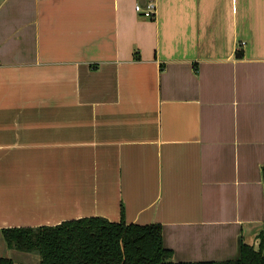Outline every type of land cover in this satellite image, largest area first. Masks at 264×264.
<instances>
[{"label":"crops","instance_id":"crops-1","mask_svg":"<svg viewBox=\"0 0 264 264\" xmlns=\"http://www.w3.org/2000/svg\"><path fill=\"white\" fill-rule=\"evenodd\" d=\"M147 1L0 0V241L104 216L175 262L257 246L264 0Z\"/></svg>","mask_w":264,"mask_h":264},{"label":"trees","instance_id":"trees-1","mask_svg":"<svg viewBox=\"0 0 264 264\" xmlns=\"http://www.w3.org/2000/svg\"><path fill=\"white\" fill-rule=\"evenodd\" d=\"M1 235L9 248L39 253V264H264V229L257 246L241 244L239 258L200 262H175L173 250L164 246L159 223L129 224L124 219L92 216L55 225L10 226L3 228ZM0 264L17 263L0 256Z\"/></svg>","mask_w":264,"mask_h":264},{"label":"rangeland","instance_id":"rangeland-1","mask_svg":"<svg viewBox=\"0 0 264 264\" xmlns=\"http://www.w3.org/2000/svg\"><path fill=\"white\" fill-rule=\"evenodd\" d=\"M0 256L11 257L17 264H39L41 256L37 252H22L15 248H9L2 240L0 241Z\"/></svg>","mask_w":264,"mask_h":264},{"label":"built area","instance_id":"built-area-1","mask_svg":"<svg viewBox=\"0 0 264 264\" xmlns=\"http://www.w3.org/2000/svg\"><path fill=\"white\" fill-rule=\"evenodd\" d=\"M136 10L143 16L147 18H155L157 13L156 1L155 0H148L146 5L143 6L142 4L135 5Z\"/></svg>","mask_w":264,"mask_h":264},{"label":"water","instance_id":"water-1","mask_svg":"<svg viewBox=\"0 0 264 264\" xmlns=\"http://www.w3.org/2000/svg\"><path fill=\"white\" fill-rule=\"evenodd\" d=\"M239 246H240V247H239V248H240V249H239V256H240V255H241V251H242V245L239 244ZM263 256H264V251H263Z\"/></svg>","mask_w":264,"mask_h":264}]
</instances>
